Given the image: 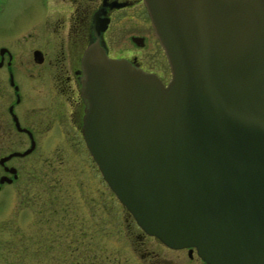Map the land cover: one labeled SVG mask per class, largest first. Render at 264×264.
Here are the masks:
<instances>
[{
  "label": "water",
  "instance_id": "obj_1",
  "mask_svg": "<svg viewBox=\"0 0 264 264\" xmlns=\"http://www.w3.org/2000/svg\"><path fill=\"white\" fill-rule=\"evenodd\" d=\"M141 1L171 77L88 45L85 145L144 234L205 264H264V0ZM93 21L98 35L109 18Z\"/></svg>",
  "mask_w": 264,
  "mask_h": 264
},
{
  "label": "rangeland",
  "instance_id": "obj_2",
  "mask_svg": "<svg viewBox=\"0 0 264 264\" xmlns=\"http://www.w3.org/2000/svg\"><path fill=\"white\" fill-rule=\"evenodd\" d=\"M3 3L5 14L0 19L3 22L0 41L6 33L13 34L9 29L13 25L16 28L18 22L20 25L29 22L27 17L31 15L35 20L38 16L45 19L43 13L54 10L51 0H3ZM120 15L121 19L107 32L112 53L132 49L144 67L163 82L169 80L166 56L153 35L144 6L125 8ZM49 22H52L50 29L52 24H60L57 19L46 20ZM132 37L142 38V45L138 47ZM13 55L18 67L14 69V76L26 99L33 95L32 86L44 75L39 65L23 68L19 63L23 55L20 57L18 50ZM51 138L52 135L47 137ZM58 138L64 142L58 149L64 152L61 163L72 166L66 170L68 176H35L44 168L40 163L31 167L34 176H19L13 184L0 189V264H205L195 253L192 259L187 258L186 248L168 249L158 239L144 235L103 180L95 162L90 161L79 132L64 129ZM46 153L50 157L46 162L56 160L53 150ZM54 208L58 210L56 221L59 216L65 222L76 218L78 236L73 244L65 240L52 244L45 238L48 234L41 235L39 228L44 225V214Z\"/></svg>",
  "mask_w": 264,
  "mask_h": 264
},
{
  "label": "flooded vegetation",
  "instance_id": "obj_3",
  "mask_svg": "<svg viewBox=\"0 0 264 264\" xmlns=\"http://www.w3.org/2000/svg\"><path fill=\"white\" fill-rule=\"evenodd\" d=\"M51 2L54 10L48 14L43 13L45 19L38 16L35 20L31 15L27 17L29 22L26 21L22 25L18 22L16 28L13 25V28L9 29L13 34L6 33L0 41V177L11 178V181L0 184V189L4 185L13 184L19 176H34L31 167L40 163H43L44 168L35 176H68L66 170L70 167L72 169V166L71 164L64 166V163H61L64 152L58 150L64 143L58 138L64 129L70 128L79 132L83 141L81 143L86 147L82 136L85 103L80 91L83 76L81 58L88 45L98 41L108 57L125 58L133 66L152 73L143 66L132 49L113 54L107 39L110 26L121 19L120 11L143 5L141 0H51ZM118 4L123 5L118 7ZM4 9L3 0H0V19L5 14L2 13ZM96 12L100 13V18H109L106 30L98 35L95 34L93 21ZM56 19L60 24L56 23L55 26L52 24L50 29L52 22L47 24L46 20ZM147 21L149 23L148 17ZM0 25L3 26L1 20ZM14 50H18L20 57L23 55V59L19 61L23 68L28 65H39L44 75L32 86L33 95L26 99L23 98L20 84L14 76V69H18L13 55ZM37 50L40 52L38 60L34 57ZM50 135L52 138L48 140L47 137ZM76 143L81 146L79 142ZM26 150L30 151L22 155H12L4 160L12 152L20 154ZM50 150H53L56 160L46 162L47 158H50L46 152ZM86 150L88 151L87 147ZM90 161H93L91 155ZM82 163H85L84 159ZM57 211L54 208L53 211L44 214L46 218L44 225L39 228L42 230L41 235L43 232L48 234L49 236L45 238L52 244L64 240L73 244L78 236L76 218L75 221L65 222L59 216L56 221L54 217ZM193 253V250L185 249L187 258L192 259Z\"/></svg>",
  "mask_w": 264,
  "mask_h": 264
}]
</instances>
